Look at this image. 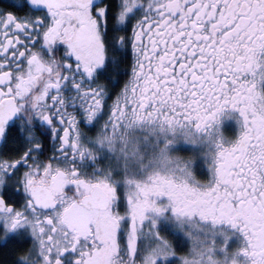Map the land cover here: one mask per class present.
<instances>
[{
	"label": "snow or ice",
	"instance_id": "1",
	"mask_svg": "<svg viewBox=\"0 0 264 264\" xmlns=\"http://www.w3.org/2000/svg\"><path fill=\"white\" fill-rule=\"evenodd\" d=\"M0 264H264V0H0Z\"/></svg>",
	"mask_w": 264,
	"mask_h": 264
}]
</instances>
